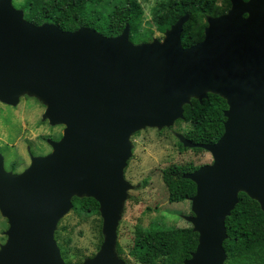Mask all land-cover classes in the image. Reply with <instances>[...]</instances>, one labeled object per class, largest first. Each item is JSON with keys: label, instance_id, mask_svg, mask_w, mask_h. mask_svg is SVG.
I'll list each match as a JSON object with an SVG mask.
<instances>
[{"label": "water", "instance_id": "water-1", "mask_svg": "<svg viewBox=\"0 0 264 264\" xmlns=\"http://www.w3.org/2000/svg\"><path fill=\"white\" fill-rule=\"evenodd\" d=\"M208 16L202 40L184 47L180 16L162 40L133 43L129 27L107 36L88 26L63 30L24 18L0 0V102L25 93L42 100L43 119L64 124L51 151L29 153L18 172L0 153V214L6 241L0 264H66L54 237L71 198L99 204L104 240L81 264H127L116 253V225L130 184L123 177L130 135L183 117L191 97H223L224 130L213 143L179 135L184 147L207 150L212 162L183 176L196 185L191 215L197 245L183 264H223L225 218L245 192L264 210V0H229Z\"/></svg>", "mask_w": 264, "mask_h": 264}, {"label": "trees", "instance_id": "trees-1", "mask_svg": "<svg viewBox=\"0 0 264 264\" xmlns=\"http://www.w3.org/2000/svg\"><path fill=\"white\" fill-rule=\"evenodd\" d=\"M102 1L21 0L17 5L23 9L27 20L36 24L54 23L63 30L88 26L107 36H114L128 25L129 38L133 43L151 41L152 26L164 33L180 16L188 14L181 32L184 47L202 40L208 16H218L230 7L229 0H157L151 9L150 20L146 21L137 0H125L107 14L97 8ZM226 108L225 99L215 93H208L201 101L191 98L183 106V118L189 120L192 126L185 136L195 143L217 141L224 130L223 112ZM179 144L182 146L181 142ZM193 150L203 151L199 147ZM178 168L170 167V171ZM183 171L181 175L166 181L169 202L184 201L195 193V183L183 176L188 170ZM71 202V210L76 214H99V204L92 197L74 195ZM225 227L227 236L223 247L226 259L223 264H264V210L257 200L240 191L238 202L225 218ZM197 238L198 234L190 225L160 228L136 226L129 254L142 264H153L156 260L160 264H183L195 250ZM55 239H59L58 234ZM69 242L70 239H66L65 243ZM115 249L118 256H122L123 249L119 244L116 243ZM60 252L66 264H74L66 257L63 245H60Z\"/></svg>", "mask_w": 264, "mask_h": 264}, {"label": "rangeland", "instance_id": "rangeland-1", "mask_svg": "<svg viewBox=\"0 0 264 264\" xmlns=\"http://www.w3.org/2000/svg\"><path fill=\"white\" fill-rule=\"evenodd\" d=\"M20 1L12 0V3L20 8L17 5ZM137 1L143 8L144 19L149 21L151 9L157 0ZM124 2L125 0H103L97 8L107 14ZM152 29L151 40L164 38V33L155 26ZM45 107L42 100L28 93L21 95L15 105L0 102V153L8 171L23 170L30 163L29 153L44 155L51 151L47 140L60 139L64 124H50L47 119H43ZM191 127V122L181 117L169 126L143 127L129 137L131 154L123 177L131 186L126 191L116 225V243L123 249L120 258L127 264H142L129 254L136 226H192L185 218L192 214L190 200L169 202L166 186V181L181 175L183 169L188 170V173L212 162V156L207 150L195 151L194 147L180 146L179 135L185 136ZM170 167L179 168L170 171ZM1 217L3 216L0 214V246L6 241L5 231L8 228L7 221L3 219L5 217ZM102 227L100 213L85 215L69 210L57 221L54 237L59 235L56 242L59 249L60 245L64 246L66 257L74 264L78 261L81 264L99 251L104 240ZM68 238L70 242L66 244ZM153 264H160V261L156 260Z\"/></svg>", "mask_w": 264, "mask_h": 264}, {"label": "flooded vegetation", "instance_id": "flooded-vegetation-1", "mask_svg": "<svg viewBox=\"0 0 264 264\" xmlns=\"http://www.w3.org/2000/svg\"><path fill=\"white\" fill-rule=\"evenodd\" d=\"M4 158V157H3ZM4 168H5V166H4ZM5 170H7L6 168H5ZM8 171V170H7ZM11 171V170H10ZM12 172H18V170H14V169H12ZM1 218H3V217H1ZM4 220H5V222L7 221L5 218H3Z\"/></svg>", "mask_w": 264, "mask_h": 264}]
</instances>
